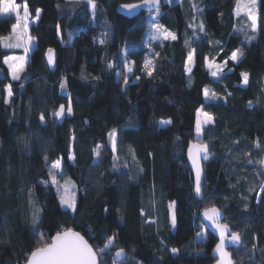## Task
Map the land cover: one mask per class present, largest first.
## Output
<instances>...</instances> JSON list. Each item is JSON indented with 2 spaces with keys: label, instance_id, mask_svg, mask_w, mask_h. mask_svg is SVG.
Segmentation results:
<instances>
[{
  "label": "trees",
  "instance_id": "16d2710c",
  "mask_svg": "<svg viewBox=\"0 0 264 264\" xmlns=\"http://www.w3.org/2000/svg\"><path fill=\"white\" fill-rule=\"evenodd\" d=\"M241 1L160 0L159 12L130 20L117 8L145 0H94V17L87 0H14L19 14L26 4L40 15L18 80L4 61L23 50L3 46L18 19L0 18V264H26L67 230L87 239L100 264H114L121 248L127 258L115 264H215L218 241L200 219L212 207L241 236L235 263L264 264V0L255 32L237 12ZM152 15L175 40L150 39ZM69 103L71 115L54 116ZM201 109L213 121L198 137ZM196 143L210 152L201 199L187 163ZM64 182L75 188V210L62 206Z\"/></svg>",
  "mask_w": 264,
  "mask_h": 264
},
{
  "label": "snow or ice",
  "instance_id": "6c2138e0",
  "mask_svg": "<svg viewBox=\"0 0 264 264\" xmlns=\"http://www.w3.org/2000/svg\"><path fill=\"white\" fill-rule=\"evenodd\" d=\"M87 2L91 5L93 9H95L96 5L94 0H87ZM145 3L150 6H157L158 10V4L159 0H145ZM252 7L255 8L256 0H251ZM122 7H126L129 10L136 7L133 5H124ZM239 5L237 7V12L239 13ZM16 13L17 19H20L19 14V8L18 5L14 2V0H0V14H8V13ZM23 12H24V19H27L29 16L28 7L25 4L23 6ZM40 15V10L37 9L36 11V17L38 18ZM248 17L252 21L251 28L252 31H256V16L254 15L253 11L249 10ZM4 18V17H0ZM24 29H27V25L25 24ZM153 27L155 28V35L153 36V39L159 38V36L163 35L164 39H176L175 34L171 32H167V30L162 29V26L159 24H154ZM201 30H203V25L200 26ZM13 32H16V27H13ZM254 38V37H252ZM28 41H31V37L28 38ZM6 47L11 46H17L19 47V44L11 45L6 44ZM25 53L28 52V47L25 46L24 48ZM239 55H242V52H233L231 55V59L233 61L237 60ZM19 60L23 62L24 57H9L5 58V63L9 65V68L12 69V78L13 79H19V71L21 70L18 66H15L13 64L9 63V60ZM193 59V53L190 52L188 54V62L191 63ZM48 62L51 64L53 62V50H48ZM151 61H146L145 68L148 69V75H151ZM226 63V62H225ZM109 67H112V65H109ZM190 71V68H188ZM128 71H131V68L128 69ZM212 75H216V72H213ZM242 77L244 80V83L248 82V75L246 73H242ZM125 83H127V77H125ZM61 87L63 88L64 85L61 84ZM8 96L10 97L12 95L11 86H8L7 88ZM204 95L207 98L209 96V91L205 89ZM215 96V93L212 94ZM251 103V102H250ZM67 111L68 115L72 114V107L71 103H69L67 109H65L64 105H60L59 109L54 112L55 117H62ZM203 114L205 117V120L203 123L208 124L212 123L213 117L206 112H203L202 109L198 112V119L196 123V132L197 136L199 137L201 133V120L199 119V116ZM41 121L44 120V116L41 115L40 117ZM162 124H169L171 121H161ZM115 130L110 133V138L112 139L113 143V150H115ZM259 142H257V147H259ZM99 147V146H98ZM208 146L206 144H197L192 145L189 147V157L192 159L193 167L196 170V193L199 194L201 191V168L199 165V158L200 154H204V159L208 158ZM97 155H99V152H97ZM261 164H264V161L260 162ZM60 161L57 160L53 163L52 168L59 169L60 168ZM52 182L55 184L56 180L53 177ZM62 204H67L69 208H73L75 210V203L74 198L72 199H61ZM170 207H173V205H170ZM204 217L211 222V224L217 229L219 232V238L220 242L216 245L215 252L219 254V262L218 264H234V261L231 258L230 253L225 251V241L228 238L227 233L230 231L227 224H220V211L216 209L215 207H212L210 209H206L204 212ZM36 222V219L34 217V223ZM172 224L175 225V216L172 217ZM241 242V236L237 232H231L230 236V243L233 245H238ZM113 245V240H108V242L104 245L102 249L99 251L101 253L104 252L105 249H109ZM254 250V249H253ZM173 253L177 252V249H172ZM124 254V249H119L116 251L115 255L116 257H121ZM27 264H98V254L96 251L93 250V247L88 244V242L79 235V233L72 232L71 230H67L64 232H58L53 238L51 243H43L40 247H37L34 251L31 252L30 258L27 261ZM115 264V261H114Z\"/></svg>",
  "mask_w": 264,
  "mask_h": 264
},
{
  "label": "rangeland",
  "instance_id": "374dc122",
  "mask_svg": "<svg viewBox=\"0 0 264 264\" xmlns=\"http://www.w3.org/2000/svg\"><path fill=\"white\" fill-rule=\"evenodd\" d=\"M70 1H81V0H70ZM165 3H168V4H172V3H174V2H181V0H163ZM259 1V0H258ZM239 8H240V10H239V16H241L242 18H243V20H244V23H245V26L247 27H250V29L252 30V28H251V24H252V21L249 19V17H248V12H249V10H251V11H253V13H254V15L256 16V27H257V9H258V2H257V0H256V5H255V8H253L252 7V4H251V0H242L240 3H239ZM90 11H91V14L93 15L92 17H94V9L91 7V5H90ZM13 15H16V13L15 12H13V13H8V14H0V17H4V18H8V17H10V16H13ZM23 16H24V13H20V19L18 20V23L16 24V32L8 39H5V44H11V45H16L18 42H20V47L22 48V50H23V54L20 56V57H24V60H23V62H21V61H19V60H9V63L10 64H13V65H15V66H18L21 70L19 71V77L22 75V73L24 72V69H25V66H26V62L29 60L28 58H29V56H30V54H31V52H32V47L33 46H31V43H29V41H28V38L29 37H31V35L29 34V33H24V35L23 36H25L26 37V41L24 40V39H21L19 36V30H21V28L25 25V24H27V26H30V27H32V26H34L35 25V23H34V21L35 20H31L30 19V17L28 16V18L27 19H24L23 18ZM152 26H151V30H150V34H149V37H150V39L151 40H168V39H164L163 38V35H161V36H159V38H156V39H153V36L155 35V28L153 27V25L154 24H157V20H156V17H155V15H152ZM27 28H29V27H27ZM18 31V32H17ZM29 31V30H28ZM30 31H31V29H30ZM32 38V37H31ZM169 39H171V38H169ZM35 40V39H34ZM25 46H27L28 47V52L27 53H25V51H24V48H25ZM7 48H9V47H7ZM11 48H14V47H11ZM12 57H18V56H12ZM192 65H193V59H192ZM7 66L9 67V65L7 64ZM209 69H210V71H214V69L216 68V66H215V63L214 62H211L210 64H209ZM10 69V68H9ZM217 70V69H216ZM10 71H11V76H12V69H10ZM21 78V77H20ZM19 78V79H20ZM14 80H18V79H14ZM62 93L63 94H67V92H66V89L65 88H63L62 89ZM6 96H8V92H6ZM9 97V96H8ZM199 119L201 120V130H202V128L205 126V125H207V124H205V123H203V121L205 120V117L203 116V114L201 113V115L199 116ZM162 125H167V124H162ZM200 136V135H199ZM199 139V138H198ZM55 170H57L59 173H60V168L59 169H55ZM59 189H58V191H59V194H60V197H61V199L63 198V199H72V198H74V200H75V188H74V186L71 184V183H69V182H64V183H59ZM62 206L64 207V208H66V209H69V207L67 206V204H62ZM203 224V223H202ZM203 227H204V225H203ZM205 228V227H204ZM206 240H207V234L205 233V230L204 229H202L201 231H200V233L198 234V238H197V241L198 242H200V243H202V242H206ZM112 247V246H111ZM109 248V249H105V251H108V253H110L111 252V250H112V248ZM99 257V256H98ZM100 260V259H99Z\"/></svg>",
  "mask_w": 264,
  "mask_h": 264
},
{
  "label": "water",
  "instance_id": "95a60500",
  "mask_svg": "<svg viewBox=\"0 0 264 264\" xmlns=\"http://www.w3.org/2000/svg\"><path fill=\"white\" fill-rule=\"evenodd\" d=\"M122 6H124V5H121V6H119V7L117 8V10H116L117 14H118V15H121V16L127 18V19H130V20L139 17V16L141 15V13L159 12V11L161 10V8H162V5H161L160 0H159V4H158V10H157V6H150V5L146 4L145 2H143V3H141V4H134L133 6H136V7L132 8L131 10H129V9L126 8V7H122ZM55 59H56V54H55V52L53 51V62H52L51 64H49V62H48V53H47V55H46V62H47V65H48L49 69H51V70L54 68V65H55ZM249 108H252L251 104L249 105ZM197 144H200V143H196V144H194V145H197ZM203 157H204V154L201 153V154H200V158H199V165H200V168H201V178H200V179H201V189H202V185H203V181H204V169H203V163H204V162H207V161L210 159V152L208 151V158H207V159H204ZM187 163H188L189 169H190V171H191V173H192V175H193V178H194V190H195V189H196V170H195V168L193 167L192 159H190V157H189V150H188V152H187ZM195 195H196V197H197L198 199H201V198H202V197H201V191H200L199 194H197V193H196V190H195ZM216 209H218V208H216ZM218 210L220 211V214H221V215H220L219 223H220V224H226V223H225V214H224V212L221 211L220 209H218ZM204 212H205V211L201 212V214H200L201 222L203 223V225H204L206 231H208L212 236H214V237L217 239L218 243H219V242H220L219 232H218L217 229L211 224V222L208 221V220L204 217V215H203ZM228 228H229L230 231L226 234L228 238H227L226 241H225V244H226L225 251H227L228 253H230L231 258H232V260L234 261V259H233V255H232V253H231V250L238 248V247L240 246L241 242H240L238 245H233L232 243H230V236H231V232H232V231H231V229H230L229 226H228ZM71 231H72V230H71ZM72 232H75V231H72ZM75 233H78V232H75ZM79 235L82 236L80 233H79ZM82 237H83V236H82ZM83 238H84V237H83ZM84 239L87 241L86 238H84ZM51 241H52V240H51ZM87 242H88V241H87ZM218 243H217V244H218ZM88 244L90 245L89 242H88ZM215 248H216V246H215L214 249L212 250V257L216 260L215 264H218L220 257H219V254L216 253V252L214 251ZM93 250H94V249H93ZM94 251H95V250H94ZM115 253H116V252H115ZM115 253H114V256H113V259H114L115 263L122 262V261H124V260L127 258V252H126L125 250H124V254H123V256H121V257H116ZM29 258H30V257H29ZM26 264H27V263H26ZM98 264H100L99 257H98ZM234 264H236L235 261H234Z\"/></svg>",
  "mask_w": 264,
  "mask_h": 264
},
{
  "label": "crops",
  "instance_id": "0c3cea01",
  "mask_svg": "<svg viewBox=\"0 0 264 264\" xmlns=\"http://www.w3.org/2000/svg\"><path fill=\"white\" fill-rule=\"evenodd\" d=\"M22 13H24L23 10H22ZM29 17H30L31 20H35L34 23H35V25H36L37 22H38V19H37V18H35V19L31 18L30 14H29ZM26 25H27V24H26ZM35 25H34V26H35ZM27 27H29V28H27L26 30L24 29V27H22L21 30H19V35H20L19 37H20L21 39H24V40L26 39V37L23 36L24 33H26V32L29 33V34L31 33L30 29H32L33 26H32V27L27 26ZM28 30H29V31H28ZM17 32H18V31H17ZM13 34H14V32L12 33V35H13ZM30 35H31V34H30ZM31 37H32V35H31ZM8 39H9V38H8ZM25 41H26V40H25ZM29 43H31V46H34V44H35V40H34L33 37L31 38V41H30ZM9 44H10V43H9ZM17 44H20V42H18ZM5 45H6V44H5V42H4V43H3V46H4V48H6L7 50H15V49H17V48H12V49H11V47H15V46H11V47L7 48ZM19 47H20V46H19ZM10 74H11V71H10Z\"/></svg>",
  "mask_w": 264,
  "mask_h": 264
}]
</instances>
